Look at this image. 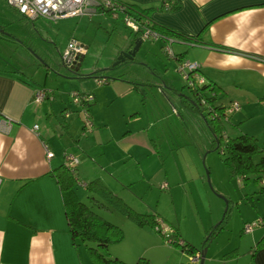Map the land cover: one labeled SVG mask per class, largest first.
Segmentation results:
<instances>
[{
    "label": "rangeland",
    "instance_id": "rangeland-1",
    "mask_svg": "<svg viewBox=\"0 0 264 264\" xmlns=\"http://www.w3.org/2000/svg\"><path fill=\"white\" fill-rule=\"evenodd\" d=\"M56 22L59 23L52 25L43 17L29 19L7 0H0V62L24 63L40 82L48 83L49 89L61 82L57 91L61 90L66 98L73 91L99 95L101 103H92L91 107L96 108L89 111L92 122L102 117L109 120L116 134L133 132L121 143L134 158L125 153L121 162L106 168L113 173L105 180L129 197L135 207L144 209L142 212L158 211L166 224L178 228L181 237L197 248H202L212 230L221 224L218 233L207 242L204 264H255L253 237L259 240L264 234V193L260 191L264 172L259 174L261 178L256 174L232 175L223 160L226 144L220 135L226 132L233 137L247 130L264 145V99L240 102L238 120L235 124L223 121L225 131L217 132L221 138L218 141L208 124L207 111L203 109L205 117L180 97V93L194 94L178 70V61L167 53L165 46L161 47L162 39L150 38L134 59L114 65L121 51L136 45L123 17L113 20L110 15L95 14ZM71 38L79 39L86 47L78 70L62 61L61 54ZM185 60L193 62L190 57ZM102 78L109 83L99 85ZM133 85H138L141 92L131 88ZM68 104L76 108L73 102ZM245 110L248 116L243 126H237L243 121L239 114ZM131 111L136 115L130 116ZM80 119L77 128L83 125V114ZM82 133L89 135L84 128ZM152 140L159 154L153 151ZM110 150L115 157L117 147ZM260 158L259 154L254 156L256 161ZM97 161L102 166L106 163L104 157ZM77 190L84 201L88 199L90 191L86 187L80 185ZM113 212L111 219L121 221L125 233L122 240L110 244L113 257H123L130 264H193L189 253L172 244L156 228L151 231L137 227L121 211ZM259 220L262 222L253 233H244L245 223ZM229 253L232 256H226Z\"/></svg>",
    "mask_w": 264,
    "mask_h": 264
},
{
    "label": "crops",
    "instance_id": "crops-1",
    "mask_svg": "<svg viewBox=\"0 0 264 264\" xmlns=\"http://www.w3.org/2000/svg\"><path fill=\"white\" fill-rule=\"evenodd\" d=\"M117 1L140 9L150 8L149 20L152 24L164 26L186 37L194 36L200 40L188 42L174 36H169L167 39L159 38L163 43L161 47H164L167 41H171L175 57L177 55L181 58L173 57L178 63L190 57L191 60L201 64L200 72L205 76L207 83H211L219 90L218 99L214 103L216 106L228 107L234 102L239 104V108L229 113L223 121L235 124L239 118L237 115L236 119V113L242 108L240 102H249L250 98L264 99V60L259 58H264V0ZM166 2L171 3L172 8L164 7ZM99 14L110 15V13ZM131 14L137 17L136 14ZM110 17L113 19L111 15ZM121 17H123L122 14L119 18ZM119 18L113 20H119ZM55 23L52 22V25ZM131 33L135 41L141 40L138 50L150 39H144L141 32L131 30ZM174 43L176 47L173 48ZM127 50L129 49L125 51ZM27 70L24 63L3 65L0 62V113L15 121L9 134L0 133V178L2 180L0 185V264L97 263L90 255L86 243L79 242L77 245L73 243L61 188L54 170L65 163V153H71L78 159L75 170L78 180L81 179L80 176L82 181L87 180L84 181L86 183L99 179L131 208L142 212L144 209L135 207V204L128 199L129 197L115 190L113 184L105 180L106 177L111 178L113 173L111 171L110 174L106 168L113 166L115 162H121L125 153L131 154L134 158V154L121 143L133 132L127 130L122 135L116 134L110 127L109 120L101 117L92 122L90 116L92 130L87 133L89 135H84L82 129L85 115L81 112L79 105L74 104L76 108H72L68 104L72 102L71 95L66 98L61 90L57 91L61 88V82L57 83L56 88L50 87L52 88L50 89L52 90L51 99L36 103L33 100L35 91L40 87L48 88L49 85L47 82H40ZM107 83H109L108 80L104 84ZM165 86L169 87V83L166 82ZM131 88L138 93L141 92L138 85H133ZM93 94L95 100L88 105L89 111L96 108V106L91 107L92 103L98 102L97 105L101 103L100 96L94 92ZM187 94L180 93V97L186 99ZM143 98L145 99V96ZM81 114H83V125L77 128L76 123L81 121ZM134 115L136 113L131 111L130 116ZM239 115L242 116L243 121L236 125L243 126L242 123L248 113L245 110ZM208 118L210 119L209 115ZM34 124L39 125L36 131L33 130ZM243 133L252 135L247 130H243ZM227 136L232 137L225 132L223 137L226 139ZM151 144L153 151L159 154L157 144L153 140ZM112 147H117L115 157L110 150ZM47 150L52 154L50 158ZM93 156L98 160L104 157L106 163L103 166L100 165L97 158L94 160ZM77 193L82 198L78 190ZM104 200L107 202L106 199ZM93 208L97 212L101 209L98 213L107 220L116 222L118 225L122 224L121 221L111 219L114 209L120 211L117 207L113 205L102 207L95 204ZM96 208L99 209L96 210ZM146 212L157 215L159 221L167 223L158 211L149 209ZM136 226L153 231V227L148 225L136 224ZM178 232L180 233L179 230ZM253 240L256 242L253 262L264 264V234L259 240L257 237H253ZM82 244L85 248H82ZM197 254L200 253L191 255L193 264L199 261L195 258ZM226 256H232V253ZM114 257L123 258L118 255ZM122 260L127 262L125 259Z\"/></svg>",
    "mask_w": 264,
    "mask_h": 264
},
{
    "label": "trees",
    "instance_id": "trees-1",
    "mask_svg": "<svg viewBox=\"0 0 264 264\" xmlns=\"http://www.w3.org/2000/svg\"><path fill=\"white\" fill-rule=\"evenodd\" d=\"M126 6L127 10L136 14L139 19H146L149 26L154 31L159 33L164 39H167L169 36H174L188 42L200 41L194 36L186 37L170 28L152 24L149 20V13L151 11L150 8L140 9L132 5ZM175 58L179 57L176 55ZM186 85L188 84L186 83ZM190 88L194 95L191 96V94H187L186 101L198 108L205 117H207L210 112H208L207 108L202 103L203 99L205 102L210 104V106L218 110V116L213 118L210 117L208 124L213 130L216 139L220 141L223 134L220 135V138L217 135V132H222L224 130V122L222 123V121L227 118V114L225 113L226 106L222 107L221 105L216 106L214 104L218 99V88L211 83H207L196 88ZM203 109L207 111V115ZM216 121H219L218 125L214 124ZM225 144L226 149L223 151V160L232 175L238 177H248L250 174H256L258 175V178H261L259 174L264 172V145L260 144L255 136L246 133H240L230 138L227 136ZM256 154L261 155V158L258 161L254 159ZM54 174L61 188L65 214L73 243L76 245L79 242L86 243L93 260L99 264H130L118 257H113L109 253L110 244L118 242L124 238L125 233L123 228L120 225L107 220L103 215L95 211L93 206L95 204L102 207H111V205H113L139 226L148 225L156 228L159 224L158 216L148 212H139L134 210L121 198L113 194L111 190L99 179H94L87 183L86 188L90 191L87 196L89 201H84L77 193V188L80 186L77 183V173L76 171H72L66 163L56 168L54 170ZM260 191L264 193V183ZM104 199H106L107 202H105ZM172 227L174 228V226ZM220 228L221 224H218L215 229L212 230L210 236L208 237V241L212 240ZM157 231L160 232V230ZM174 234L176 237H181L176 228H174ZM184 241L185 243L183 245H178L175 242L174 245L181 246L182 250L186 251L190 255H195L197 252L200 253L201 250L208 245L207 241L202 248H197L195 245L188 243L186 240ZM88 242H93L96 245L91 246Z\"/></svg>",
    "mask_w": 264,
    "mask_h": 264
},
{
    "label": "built area",
    "instance_id": "built-area-1",
    "mask_svg": "<svg viewBox=\"0 0 264 264\" xmlns=\"http://www.w3.org/2000/svg\"><path fill=\"white\" fill-rule=\"evenodd\" d=\"M7 2L16 8L23 16L35 20L38 18H46L52 22H56L60 19L70 18V17H82V16H92L99 13H110L113 19H118L122 14L123 20L126 25L135 32H141L144 39L147 38H160V34L154 31L146 19H139L135 15L131 14L127 10V6L117 0H7ZM171 3L166 2L164 7L170 8ZM167 53L171 57H175V54L171 48V41H167L165 45ZM86 52V47L82 41L76 38H71L63 53L62 61L69 68H75L79 66L81 58ZM262 60L264 58L259 57ZM201 64L196 61L182 60L179 62L178 70L184 76L186 83L193 88L207 84L205 76L200 72ZM107 82L106 78L98 80L99 85ZM72 102L80 106L81 112L85 115L84 120V131L89 132L92 130V122L89 115V104L95 100L93 93H84L80 91H73L70 93ZM52 98V90L40 87L38 88L34 95L33 100L36 103H41L45 100ZM202 103L210 112V117L218 116V110L205 100H202ZM239 104L234 102L231 106L226 107L225 113H229L237 110ZM14 120L8 116H5L0 113V133L9 134L14 126ZM39 127L38 124H34L33 130H37ZM47 155L50 158L51 152L47 150ZM65 163L71 168L72 171L76 170V165L78 164V159L71 153H65ZM0 178V185H1ZM264 182V181H263ZM79 185L86 187L87 183L81 180H78ZM262 220L247 222L244 225V232L251 233L253 230L260 225ZM157 230L160 232L172 243H177L178 245H183L185 243L182 237H176L174 234V228L169 224H166L163 221H159V224L156 226ZM200 254L195 256L196 259H199Z\"/></svg>",
    "mask_w": 264,
    "mask_h": 264
},
{
    "label": "water",
    "instance_id": "water-1",
    "mask_svg": "<svg viewBox=\"0 0 264 264\" xmlns=\"http://www.w3.org/2000/svg\"><path fill=\"white\" fill-rule=\"evenodd\" d=\"M141 44V40H136V45L133 46L132 50L130 51H121L119 56L116 58V61L114 62V65L120 64L121 62L125 61L126 59H133L136 55V51L139 48V45ZM79 66L76 67L75 70H78ZM206 249L205 247L200 252V264H204Z\"/></svg>",
    "mask_w": 264,
    "mask_h": 264
},
{
    "label": "flooded vegetation",
    "instance_id": "flooded-vegetation-1",
    "mask_svg": "<svg viewBox=\"0 0 264 264\" xmlns=\"http://www.w3.org/2000/svg\"><path fill=\"white\" fill-rule=\"evenodd\" d=\"M133 48V47H132ZM132 48H130L129 50H127V51H130V50H132Z\"/></svg>",
    "mask_w": 264,
    "mask_h": 264
}]
</instances>
